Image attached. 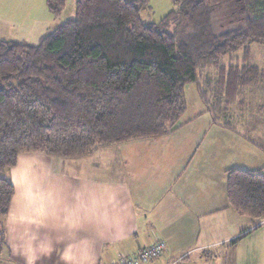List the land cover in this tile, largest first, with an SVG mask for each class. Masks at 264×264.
<instances>
[{"label": "trees", "instance_id": "obj_1", "mask_svg": "<svg viewBox=\"0 0 264 264\" xmlns=\"http://www.w3.org/2000/svg\"><path fill=\"white\" fill-rule=\"evenodd\" d=\"M58 15L66 0H46ZM211 1L184 0L176 17L191 31L177 39L170 16L143 21L148 0H77L76 15L36 43L0 40V218L13 182L1 175L21 153L89 155L103 146L164 135L187 110L185 86L196 82L215 114L258 84L251 44L264 41V0H243L244 25L217 33ZM193 28V29H192ZM243 49L242 62L221 58ZM207 68L215 77H204ZM227 197L241 214L264 219L262 170L229 168Z\"/></svg>", "mask_w": 264, "mask_h": 264}, {"label": "crops", "instance_id": "obj_2", "mask_svg": "<svg viewBox=\"0 0 264 264\" xmlns=\"http://www.w3.org/2000/svg\"><path fill=\"white\" fill-rule=\"evenodd\" d=\"M248 93L245 89L225 108L227 112L238 103L248 115L246 124L252 116L248 112L251 106ZM212 113L216 117L222 114ZM252 120L255 118L251 123L257 124ZM223 125L233 126V123ZM131 141L106 145L92 154L76 157L21 153L17 164L9 168L7 174L15 192L10 210L0 220V264H26L21 250L36 256L34 264H67L63 259L66 254L79 257L78 240L56 243L66 229L60 213L52 214L53 209L61 207L62 189L69 180L116 182L121 185L122 199L128 205L129 226L125 237L116 241L111 238L93 240L92 259L87 264H114L119 254L133 255L158 240L166 241L167 250L146 264H264V219L255 221L250 217L246 221L239 216L242 214L232 207L227 197V184L224 190L213 172H200L198 167L189 170L193 158L190 162L181 160L184 152L181 143L170 147L173 152L163 153V156L174 155L173 163L160 154L152 153L150 157L138 154L134 144L121 150L124 157L119 156L115 146ZM99 154L108 158L106 164L95 167L91 175L78 172L84 159ZM184 159H188L187 154ZM204 161L200 158L196 164L204 167ZM229 168L244 167H226L225 173ZM244 169L264 173V162ZM109 170L115 171V175L110 177ZM188 172L193 173L189 178ZM42 221L56 229L52 233V251L47 254L35 252L32 241L34 226ZM69 244L77 246L69 249ZM74 264L81 262L77 259Z\"/></svg>", "mask_w": 264, "mask_h": 264}, {"label": "rangeland", "instance_id": "obj_3", "mask_svg": "<svg viewBox=\"0 0 264 264\" xmlns=\"http://www.w3.org/2000/svg\"><path fill=\"white\" fill-rule=\"evenodd\" d=\"M76 3L77 0H66L62 11L54 15L46 0H0V40H24L28 43H36L41 35L52 32L61 23L75 17ZM183 5L184 0H148L141 11V16L143 21L148 23L159 22L171 15L167 30L175 33L178 39L191 31L186 20L176 17V13ZM244 8L243 0L241 3L231 1L214 4L213 24L216 32L222 33L242 27ZM251 48V62L262 68L263 78L259 85L246 88L251 104L248 112L252 114L249 116V124H246L247 113L242 111L238 103L233 104L227 112L223 109L222 114L216 117L202 99L197 83L189 82L185 86L187 110L179 120L177 129L164 135L136 139L126 145L115 146L119 156L124 157L121 150L125 147L129 149L134 144L133 146H137L138 154L144 153L145 157H150V154L156 153L172 162L176 157L168 154L163 156V153L173 152V148L171 150L170 147L181 143L184 150L181 160L190 162L193 158L189 170L198 167L200 172H213L219 177L224 190L227 180L226 167H257L264 162V41L252 43ZM243 53V49L232 51L224 55L221 61L224 64L242 62ZM200 73L202 79L208 76L215 77L216 69L207 68ZM253 118L256 120L252 122L257 124L251 123ZM228 122L233 123V126L223 125ZM186 154L188 159H184ZM97 156H88V159H84L78 172L91 175L95 167L100 168L102 164H106L108 158L102 154ZM200 158L205 160L204 167L196 164ZM250 160L252 163H247ZM174 163H177L176 160ZM131 167L133 168L134 165ZM8 171L9 169L1 175L8 177ZM108 174L112 177L115 171L109 170ZM186 175L189 178L193 173L188 172ZM239 216L249 221L248 215Z\"/></svg>", "mask_w": 264, "mask_h": 264}, {"label": "clouds", "instance_id": "obj_4", "mask_svg": "<svg viewBox=\"0 0 264 264\" xmlns=\"http://www.w3.org/2000/svg\"><path fill=\"white\" fill-rule=\"evenodd\" d=\"M61 207L53 209V215L60 213V219L66 232L59 236L56 243L65 239L78 240L79 257L66 254L63 259L67 264H74L77 259L81 264H87L91 257L93 240L111 238L113 241L123 239L128 230V205L122 199L121 185L116 182H97L89 180H69L61 193ZM12 229H10L11 231ZM56 229L47 222L34 226L32 241L34 251L47 254L52 251V233ZM81 233L87 235L81 236ZM69 244L67 248H75ZM26 264H34L36 256L27 251H20Z\"/></svg>", "mask_w": 264, "mask_h": 264}, {"label": "built area", "instance_id": "obj_5", "mask_svg": "<svg viewBox=\"0 0 264 264\" xmlns=\"http://www.w3.org/2000/svg\"><path fill=\"white\" fill-rule=\"evenodd\" d=\"M167 250L165 240H158L154 244L142 248L133 255L119 254L114 264H146L154 258L163 255Z\"/></svg>", "mask_w": 264, "mask_h": 264}]
</instances>
